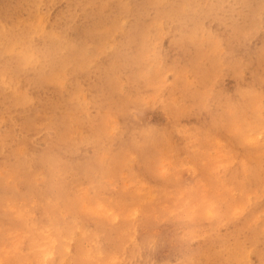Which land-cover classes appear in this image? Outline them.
I'll list each match as a JSON object with an SVG mask.
<instances>
[{"label": "rangeland", "instance_id": "1", "mask_svg": "<svg viewBox=\"0 0 264 264\" xmlns=\"http://www.w3.org/2000/svg\"><path fill=\"white\" fill-rule=\"evenodd\" d=\"M2 1L3 3L0 0V9L2 10L0 11L2 13L0 14V36L3 39L1 37L0 39L4 45L0 40V48L3 50L0 52L4 54L1 53L2 55H0V71L4 72H0V170L6 175H3L5 178L2 177L4 183H0V192L2 191L1 186L5 187L3 188L5 189L4 192L6 190L9 192L13 188L12 192L14 193L12 195L17 191V197L19 195L20 197L17 198L15 194L12 198L10 197L12 195L7 192H1L0 195H8V197L0 198V211L9 210L10 214L7 213L10 215L9 217L17 221L8 220L7 215L3 214L4 216H2L3 212L0 214L4 221L0 225V264H33L32 262L34 264H54L55 261H57L55 264H113L114 260V264L117 262V264H162V262L169 264L168 262L173 261L174 264L175 261L176 264H181L180 262H184L187 258L184 263L193 264L194 261L190 262V260L196 258L195 254L200 258H197L200 262L195 259L194 264H202L203 262V264H210L212 260L211 264H217L216 260H219L220 263L218 264L264 263V260H261L264 259V252H262L264 251V0H25L26 3L24 0H17L21 4L15 0H7L8 3L6 0ZM14 2L19 5L16 9L13 6ZM22 2L24 7H22ZM7 6L10 7L7 8ZM39 6L40 8L37 9ZM3 7H6V10ZM13 7L14 10H12ZM19 7L21 9L18 12ZM3 10L6 11L7 16L9 14L13 18L10 16L6 18V15H3ZM85 12H89L90 17L87 13L85 17ZM59 13H65V16ZM240 13L241 15H239ZM83 17L85 18L83 19ZM236 19L237 21H235ZM54 20L57 22L55 23ZM134 20L137 23L134 24ZM18 21L21 24L26 21L23 24L24 27ZM234 21L235 23H233ZM16 22L18 26H15L17 25ZM26 24L28 27L25 26ZM12 27L15 29L9 31L11 29L8 28ZM136 27H138L137 32L134 31ZM29 29H32L35 34L30 33ZM60 29L62 32L65 30V32L60 33ZM43 30L45 31L43 32ZM18 34L20 37L23 36V42H27L29 38L27 43H30L31 46L26 42H20L22 38L19 40ZM128 35L129 37H127ZM27 36L29 37L27 38ZM170 37H173L172 42ZM30 39H33V42ZM56 39L61 44H58ZM175 39L179 40V45L176 44L177 41L174 42ZM9 40L11 43L12 41L15 42L8 44L7 41ZM41 40L43 42L45 40V42L43 43ZM41 42L45 46L40 45ZM51 42H56L58 47L55 44L52 49ZM21 43H26L31 48L28 49V47L26 50L27 46H23ZM48 45L51 49L47 48ZM43 46L47 49L44 50ZM55 46L58 48L57 51ZM18 47L19 49H17ZM37 47L43 49L37 51ZM66 49H69L73 55L71 56ZM50 50L54 53L52 54ZM21 52L23 53L21 54ZM47 52H49L48 55ZM60 52H63V55H60ZM41 54L43 56L45 54L44 61H42ZM5 55L14 59L10 62L11 58L8 59ZM16 57L25 59H22L23 62L22 60L19 62V58ZM55 58L60 59L59 62ZM16 60L20 65L19 63L17 65ZM54 60L55 62H52ZM14 61L16 62L15 65H13ZM47 61H51V63H46ZM55 63L54 68L53 64ZM41 64L46 65V68H43ZM9 65H11L12 70ZM39 65L40 67H38ZM71 65L74 69L71 68ZM75 65H77L76 69ZM100 65L102 68L97 70ZM29 66L37 67L40 69V73L36 68L29 69ZM49 67L52 69H48ZM93 68L96 69L93 70ZM102 69L103 71H101ZM67 70L69 72L72 70V73L76 70L77 73L69 74ZM11 71H14L15 77ZM34 71L37 74L33 81L31 77L35 75ZM7 72L9 74H5ZM27 73L30 74L28 80L26 79ZM8 75L15 79L13 78L12 81ZM38 77L44 78L41 79L42 84ZM6 78H8L9 83L12 82L10 83L13 85L12 88L10 87L11 89ZM36 79L40 84L36 82ZM35 82L37 85L34 84L33 86ZM99 82L107 84L102 85L101 83L100 86ZM75 83L76 87L74 86ZM3 84L8 86L5 87ZM109 84L113 85L108 87ZM40 85L42 89L39 87ZM35 86L38 87V90ZM51 86H56L58 89ZM3 88H5L4 90L7 88L4 96L2 94ZM46 89H48V93ZM53 89L58 91L63 89L62 94ZM64 89L67 90L64 91ZM96 89L102 94L98 92L93 94ZM11 91L12 93L14 91V96H12ZM36 91L39 93L38 96ZM46 93L47 95H45ZM59 93L64 99H61ZM69 95H72L70 99L73 97L74 101H72L73 99L66 101L65 98ZM9 96L11 99H8ZM44 96L52 97L53 99L50 100L53 102L59 96V99L56 100L64 101L57 102L63 104L66 101V106L69 107H66L65 103L61 105L62 107L60 104L57 106V102H54L53 105ZM36 99L40 103H37ZM1 100L3 103L13 100V102L11 101L13 104L8 102L5 105ZM70 101L72 102L69 105ZM109 102H111L110 105ZM24 114L27 117L31 116L27 119L26 116L23 117ZM54 116L55 119H63L65 126H63V122V125L60 123L61 121L57 123L59 120L52 122ZM90 117L96 120L99 125L95 124V121L92 125L97 126L89 125L92 121ZM21 118L22 120L27 119L26 123L32 119L30 122L35 123L29 122V125L34 124L33 127H31L32 125L27 126L28 123L22 127ZM87 120L91 121L88 123ZM84 121H87L86 124ZM25 125L31 128L29 130H27L28 128L24 129ZM58 125L63 130H59ZM88 126L91 128L95 126V128L91 129ZM125 127H127L126 132H123ZM131 128L135 129L134 132ZM242 128L244 129L242 130ZM89 129L92 130V133L88 132ZM101 129L105 131L101 134L103 138L100 134H95V136L93 133L96 130L102 133ZM137 129L139 130L136 132ZM118 130H120L119 133ZM144 132L145 135L147 134L146 137L144 134L142 135ZM88 133L90 135H87ZM116 133L120 136L115 135ZM135 133L137 138L134 137ZM61 135L66 138H64V142ZM54 136L57 137L55 139H58V136L61 138L55 141ZM130 137L136 139H132L135 142L132 141L134 145L129 141L131 140ZM142 137L144 139L148 137L147 142L144 141L146 144L144 148L149 150L151 147L150 151H145L144 145H141ZM100 138L101 140H99ZM121 139L122 141H120ZM234 139L236 140L233 141ZM54 141L57 142L55 144L58 147L61 145L62 148L54 145ZM107 142L111 143L112 146L108 148L107 145H110ZM151 142L152 144H150ZM232 142H234L233 146ZM235 142L239 145H235ZM58 143L60 144L58 145ZM93 144L98 150L93 147L95 146ZM64 146L65 150L63 151ZM234 146L237 147L234 149ZM10 148H16L19 151L18 156L16 155L18 151H14L16 157L12 156L11 153L14 152H11ZM25 148L29 149L30 154ZM45 149L46 151L50 149L49 153L47 151L49 155L44 156L45 151L43 150ZM39 150L41 151L38 153ZM113 150L119 151V153ZM111 151L115 154H110ZM21 154L25 157H20ZM31 155L34 159L31 158ZM37 156L40 158L38 159ZM62 156H66L67 160ZM17 157L21 159V163L23 161L22 169L19 168L21 163L17 165L21 171L15 170L16 166H12L14 161H10L13 158L16 161L15 158ZM6 158L11 162V167L9 161L6 164ZM94 159H97L96 163ZM45 160L48 161L44 163ZM51 160L54 162L52 163ZM61 160L65 162L62 163ZM77 160H83V162L79 163L78 161L77 163ZM18 161L13 165H16ZM73 161L76 162L77 167L72 165ZM58 165L59 168L61 167L60 169H58ZM87 167L88 170L86 169V171L84 168ZM192 167L193 169L196 168L198 172L196 169V172L191 171ZM10 168H15V172H20L17 174L21 176L16 175L11 179L14 170L12 171ZM43 168L48 170L45 171ZM52 170L57 173L53 175ZM23 171L26 172L25 175L22 174ZM11 172L12 175H10ZM55 172L53 171V173ZM193 173L194 175H192ZM195 173L197 174L196 177ZM59 175L61 178L58 177ZM22 177L25 178L21 180ZM49 178L57 181L52 180V182ZM25 179L26 182H24ZM28 180L30 181L28 182ZM49 180L48 187L46 185ZM11 181H13V185H8V182L12 183ZM30 182L33 183L30 184ZM50 183L54 186L52 187ZM25 184L26 187L34 185V189L28 186L33 193L29 192ZM63 184L67 186H65L67 190L66 188L64 190ZM7 186L10 188L7 189ZM36 190H39L40 195H45L41 197L38 193L35 194ZM65 192L67 194H64ZM24 193L30 197L27 198ZM36 195H39L40 198H37ZM39 200L40 202H38ZM34 201L40 203L42 207ZM100 205L105 206L104 210H99ZM49 210L50 213L55 214L54 217L51 214L52 216L49 218ZM46 211L48 215H46ZM116 216L118 217L116 218ZM1 218L0 222L2 221ZM61 219L63 220L61 221ZM69 220L70 222H68ZM56 222H59V226ZM82 222L86 226H82ZM138 223L140 224L139 227ZM126 226L129 227L126 228ZM164 226L165 228H163ZM86 227L87 229H85ZM251 229L253 235L252 231H249ZM117 230L118 232H116ZM178 230L180 231L178 232ZM246 232L251 233L249 236L254 237L258 232L259 236L250 239L251 237H246ZM20 234H23V237ZM218 236L219 239L222 238L220 243L226 244L225 249L222 248L223 252L220 250L222 246L220 249L217 248L216 239L219 240ZM186 239L189 240L186 241ZM212 239H215L216 244ZM211 241L213 242L211 245L215 246L214 250L210 246L209 242ZM191 243L200 248L206 243L211 249L208 246L203 247L208 250L207 252L205 249L203 251V248L201 250L198 247L199 250L194 246L197 249L195 253L191 249L193 247ZM220 243L218 242V245H221ZM143 244L144 246H142ZM22 246L25 247L22 248ZM226 248L231 249L235 256L230 251L228 253ZM133 249L135 250L133 251ZM209 250L214 251L212 252L213 255ZM190 252H192V256H190ZM120 253L126 255L123 257ZM206 253L211 255L212 260L210 258L208 260ZM227 253L229 256H234L235 259L234 257L229 259L228 255L226 256ZM258 253L262 258H259ZM179 254L180 256H178ZM218 254H220V258L217 257ZM77 255L79 256L77 257ZM9 256H12L13 259ZM205 256L206 259H204ZM167 257L170 261L165 260ZM178 257L181 259L179 258L177 262ZM185 257L186 259H184ZM189 257L192 258L189 259ZM225 259L228 263L225 262ZM259 259L262 262H259ZM230 260L235 263L232 261L229 263Z\"/></svg>", "mask_w": 264, "mask_h": 264}, {"label": "bare ground", "instance_id": "2", "mask_svg": "<svg viewBox=\"0 0 264 264\" xmlns=\"http://www.w3.org/2000/svg\"><path fill=\"white\" fill-rule=\"evenodd\" d=\"M9 1H10V0H9ZM15 1H17V0H15ZM18 1H19V0H18ZM18 1H17V2H18ZM21 1H22V0H21ZM24 1H25V0H24ZM26 1H27V0H26ZM26 1H25V3H26ZM33 1H34V0H33ZM158 1H160V0H158ZM1 2L3 3L2 0H1ZM29 2H31V1H29ZM6 3H8L7 0H6ZM6 3H4V4H6ZM9 3H10V2H9ZM11 3H12V1H11ZM18 3H19V2H18ZM4 4H3V5H4ZM19 4H21V2H20ZM32 4H33V2H32ZM15 5H17V4H15V2H14V5H13V6H14L15 9H16L19 5H17V6H15ZM22 5H23V2H22ZM249 5H250V4H249ZM4 6H5V5H4ZM10 6H11V5H10ZM10 6H7V8L10 7ZM27 6H28V4H27ZM138 6H139V5H138ZM14 7H13L12 10H14ZM22 7H24V5H23ZM28 7H29V6H28ZM31 7H32V5H31ZM242 7H243V6H242ZM3 8H4V7H3ZM5 8H6V7H5ZM5 8H4V9H5ZM11 8H12V7H11ZM38 8H40V6L37 7V9H38ZM20 9H21V8L19 7L18 12L20 11ZM246 9H247V8H246ZM5 10H6V9H5ZM12 10H11V11H12ZM134 10H135V9H134ZM243 10H244V9H243ZM0 11H2V10L0 9ZM15 11H16V10H15ZM38 11H39V10H38ZM41 11H42V10H41ZM88 11H90V10L88 9ZM5 12H6V11H5ZM5 12H4V10H3V15H4V16L7 14V13H5ZM8 12H10V10H8ZM18 12H16V13H18ZM36 12H37V11H36ZM36 12H35V13H36ZM61 12H62V11H61ZM121 12H122V11H121ZM134 12H135V11H134ZM4 13H5V14H4ZM42 13H43V12H42ZM65 13H66V12H65ZM65 13H59V14H63V15H64ZM86 13L88 14L89 12H85V14H86ZM91 13H92V12H91ZM132 13H133V12H132ZM0 14H2V13H0ZM11 14H12V13H11ZM37 14H39V13H37ZM85 14H84V15H85ZM87 14L85 15V17L87 16ZM129 14H130V15H134V14H131V13H129ZM129 14H128V16H129ZM136 14H137V13H136ZM243 14H244V13H243ZM14 15H15V14H14ZM16 15H17V14H16ZM34 15L37 16L36 14H34ZM34 15H33V16H34ZM43 15H44V14H43ZM89 15H91V14H88V16H89ZM124 15H125V13H124ZM124 15H123V16H124ZM239 15H241V13H240ZM8 16H10V15L8 14ZM8 16L6 15V18H8ZM57 16L59 17V15H57ZM64 16H65V15H64ZM123 16H122V17H123ZM2 17H3V16H2ZM10 17H12V16H10ZM30 17H31V16H30ZM37 17H38V16H37ZM60 17H61V16H60ZM60 17H59V18H60ZM80 17H81V16H80ZM85 17H83V19H84ZM89 17H90V16H89ZM12 18H13V17H12ZM16 18H17V17H16ZM61 18H62V17H61ZM179 18H180V17H179ZM179 18H178V19H179ZM237 18L239 19V17H237ZM30 19H31V18H30ZM32 19H33V18H32ZM112 19H114V18H112ZM134 19H135V18H134ZM138 19H139V18H138ZM143 19H144V18H143ZM143 19H142V20H143ZM15 20H16V19H15ZM136 20H137V18H136ZM187 20H188V19H187ZM245 20H248V19H245ZM0 21H1V19H0ZM2 21H6V20H2ZM13 21H14V20L12 19V22H13ZM19 21H20V20H19ZM19 21H18V22H19ZM27 21H28V19H27ZM138 21H139V20H138ZM177 21H179V20H177ZM184 21H185V20H184ZM235 21H237V19H236ZM235 21H234L233 23H235ZM20 22H21V21H20ZM20 22H19V23H20ZM22 22H23V21H22ZM30 22H31V21H30ZM30 22H29V23H30ZM54 22H55V20H54ZM56 22H57V20H56ZM56 22H55V23H56ZM132 22H133V21H132ZM143 22H144V21H143ZM248 22H250V21H248ZM6 23L8 24V22H6ZM14 23H15V22H14ZM16 23H17V22H16ZM24 23H26V21H25ZM24 23H23V24H24ZM27 23H28V22H27ZM135 23H137V21L135 22V20H134V24H135ZM138 23L140 24V22H138ZM176 23H177V22H176ZM179 23H180V22H179ZM183 23H184V22H183ZM186 23H188V22H186ZM20 24H21V23H20ZM23 24H21L22 27H24ZM57 24H58V23H57ZM64 24H65V23H64ZM4 25H5V24H4ZM11 25H12V24H11ZM14 25H15V24H14ZM14 25H13V26H14ZM27 25H28V24H26L25 26H27ZM30 25H31V24H30ZM32 25H33V24H32ZM59 25H61V24L59 23ZM237 25H238V24H237ZM0 26H1V25H0ZM15 26H18V23H17V25H15ZM15 26H14V27H15ZM44 26H45V25H44ZM62 26H63V25H62ZM62 26H61V27H62ZM137 26H138V25H137ZM179 26L181 27V25H179ZM179 26H178V27H179ZM247 26H248V25H247ZM9 27H10V26H9ZM14 27H12V28H8V29H11V30H9V31H12V29H15ZM22 27H20V28H22ZM27 27H28V26H27ZM33 27L35 28V26H33ZM39 27H40V26H39ZM42 27H43V25H42ZM54 27H55V26H54ZM64 27H65V25H64ZM133 27L135 28V26H133ZM184 27H186L185 24H184ZM235 27H236V25H235ZM6 28H7V27H6ZM20 28H19V29L17 28V29L20 30ZM37 28H38V27H37ZM37 28H36V29H37ZM52 28H53V27H52ZM56 28H57V27H56ZM56 28H55V29H56ZM65 28H66V27H65ZM65 28H64V29H65ZM137 28H138V27H136V30H134V31L137 32V31H138ZM181 28H182V27H181ZM8 29H7V31H8ZM17 29H16V30H17ZM58 29H59V28H58ZM66 29H67V28H66ZM66 29H65V30H66ZM236 29H237V28H236ZM1 30H2V29H1ZM29 30H30V29H29ZM34 30H35V29H34ZM38 30H39V29H38ZM38 30H37V31H38ZM65 30H64V32H65ZM76 30H78V29H76ZM176 30H177V29H176ZM7 31H6V32H7ZM21 31H22V30H21ZM26 31L29 32L27 29H26ZM44 31H45V30H43V32H44ZM51 31H52V30H51ZM55 31H56V30H55ZM73 31H74V28H73ZM181 31H182V30H181ZM0 32H1V31H0ZM16 32H17V31H16ZM33 32H34V31H33ZM33 32H32V29H31V30H30V33H33ZM35 32H36V30H35ZM43 32H42V33H43ZM57 32H58V31H57ZM61 32H62V31H61V29H60V33H61ZM64 32H62V33H64ZM129 32H130V31H129ZM131 32H132V30H131ZM174 32H175V31H174ZM7 33H8V32H7ZM18 33H19V32H18ZM36 33H37V32H36ZM50 33H51V32H50ZM0 34H1V33H0ZM8 34H9V33H8ZM15 34H16V33H15ZM20 34H21V32H20ZM33 34H35V33H33ZM38 34H39V33H38ZM127 34H128V33H127ZM131 34H133V33H131ZM134 34H135V33H134ZM178 34H179V32H178ZM52 35H53V34H52ZM52 35H51V37H52ZM129 35H130V34H129ZM129 35H128L127 37H129ZM11 36H12V35H11ZM11 36H10V37H11ZM17 36H19V37H17ZM17 36H16V37L19 38V40H20V38H22V39H21L22 41L20 40V42H23V39H24L23 36L20 37L19 34H18ZM30 36H32V35H30ZM130 36H133V35H130ZM172 36H173V35H172ZM0 37H1V39H3L2 36H0ZM12 37H13V36H12ZM28 37H29V36H27V38H28ZM44 37H45V36H44ZM123 37H124V35H123ZM14 38H15V36H14ZM17 38H16V40H17ZM27 38H26V39H27ZM31 38H33V37H31ZM41 38H42V37H41ZM53 38H55L54 35H53ZM132 38H133V37H132ZM170 38H171V37H170ZM178 38H179V37H178ZM1 39H0V40H1ZM8 39H9V38H8ZM33 39H34V38H33ZM33 39H32V40H33ZM47 39H48V38H47ZM51 39H52V38H51ZM172 39H173V37L171 38V42L173 41ZM176 39H177V37H176ZM176 39H175L174 42L177 41ZM11 40H12V39H11ZM19 40H18V41H19ZM28 40H29V38H28ZM28 40H27V42H28ZM32 40L30 39V41H32ZM42 40H43V39H42ZM42 40H41V41H42ZM49 40H50V38H49ZM49 40H48V41H49ZM56 40H57V42H58V39H56ZM122 40H123V39H122ZM9 41H10V40H9ZM9 41H7L8 44L11 43V41H10V42H9ZM34 41H35V39H34ZM48 41H47V42H48ZM52 41H53V40H52ZM178 41H179V40H178ZM178 41L176 42V44L178 43V45H179V42H178ZM1 42H2V45H4V43H3L2 40H1ZM13 42H15V41H12V43H13ZM24 42H26V41H24ZM24 42H23V43H24ZM27 42H26V43H27ZM32 42H33V41H32ZM42 42H43V41H42ZM42 42L40 43V45L42 44ZM44 42H45V40H44ZM44 42H43V43H44ZM174 42H173V43H174ZM5 43H6V42H5ZM12 43H11V44H12ZM23 43H21V44H23ZM26 43L23 44V46L26 45ZM51 43H52L51 46H52V49H53V45H55L56 42H55V43L51 42ZM59 43H60V42H58V44H59ZM63 43H65V42H63ZM173 43H172V44H173ZM27 44H30V43H27ZM37 44H38V43H37ZM48 44L50 45V43H48ZM60 44H61V43H60ZM68 44L70 45V43H68ZM176 44H175V45H176ZM183 44H184V43H183ZM2 45H1V46H2ZM16 45H17V44H16ZM16 45H14V46H16ZM18 45H19V44H18ZM35 45H36V44H34V47H36ZM40 45H38V47H40ZM42 45H44V44H42ZM46 45H47V44H46ZM49 45L47 46V48H48V49H51V48L49 47ZM5 46H6V45H5ZM14 46H13V47H14ZM19 46H20V45H19ZM26 46H27V47H26V50H27V48H28L29 46H28V45H26ZM30 46H31V44H30ZM44 46H45V45H44ZM44 46H43V47H44ZM56 46H57V44H56ZM56 46H55V47H56ZM61 46H63V45H61ZM21 47H22V46H21ZM32 47H33V46H32ZM38 47H37V48H38ZM57 47H58V46H57ZM57 47H56V48H57ZM14 48H15V47H14ZM22 48H24V47H22ZM30 48H31V47H29L28 49H30ZM37 48H36V49H37ZM47 48L44 47V50L47 49ZM0 49H1V48H0ZM15 49H16V48H15ZM17 49H19V47H18ZM32 49H33V48H32ZM40 49H43V48H40ZM40 49L38 48L37 51H39ZM69 49H70V48H69ZM69 49H66V51H67L68 53H69L70 50H71V49H70V50H69ZM256 49H258V48H256ZM23 50H24V49H23ZM23 50H22V51H23ZM34 50H35V48H34ZM55 50L57 51L58 48L55 49ZM0 51H3V50L1 49ZM14 51H15V50H14ZM28 51L30 52L31 50H28ZM46 51H47V50H46ZM48 51H49V50H48ZM51 51H52V50H50V52H51ZM59 51H60V50H59ZM4 52H5V51H4ZM25 52H26V51H25ZM32 52H33V51H32ZM41 52H42V51H41ZM63 52H64V51H63ZM63 52H62V53H63ZM1 53H3V52H0V55H2ZM22 53H23V52H21V54H22ZM33 53H34V52H33ZM48 53H49V52H47V55H48ZM51 53H52V52H51ZM53 53H54V52H53ZM53 53H52V54H53ZM55 53H57V52H55ZM58 53H59V52H58ZM60 53H61V52H60ZM62 53H61L60 55H63ZM3 54H4V53H3ZM27 54H28V53H27ZM39 54H40V53H39ZM39 54H38V55H39ZM45 54H46V53H45ZM45 54H44V56H45ZM14 55H15V54H14ZM14 55H12V56H14ZM19 55H20V54H19ZM29 55H30V54H29ZM41 55H42V54H41ZM47 55H46V56H47ZM50 55H51V54H50ZM55 55H57V54H55ZM70 55H71V52H70ZM70 55H69V56H70ZM72 55H73V53H72ZM72 55H71V56H72ZM5 56L7 57V55H5ZM15 56H17V55H15ZM15 56H14V57H15ZM35 56H36V55H35ZM44 56L42 55V58H43ZM57 56H59V55H57ZM57 56H56V57H57ZM256 56H257V55H256ZM39 57H40V56H39ZM54 57H55V56H54ZM63 57H64V56H63ZM7 58H8V57H7ZM10 58H11V56H10L8 59H10ZM16 58H17V57H16ZM18 58H19V57H18ZM18 58H17V59H18ZM34 58H35V57H34ZM70 58H71V57H70ZM82 58H83V57H82ZM256 58H257V57H256ZM0 59H1V58H0ZM12 59H14V58H11L10 62L12 61ZM22 59H25V58H21V59L19 58V59H18L19 62H20ZM26 59H28V58H26ZM40 59H41V58H40ZM55 59H58V58H55ZM62 59H63V58H62ZM65 59H66V61H67L66 56H65ZM3 60H4V59H3ZM5 60H6V59H5ZM29 60H30V59H29ZM45 60H46V59H45ZM48 60H49V59H48ZM59 60H60V59H58V60H56V61L59 62ZM69 60H71V59H69ZM72 60H73V57H72ZM7 61H9V60H7ZM16 61H17V60H16ZM24 61H25V60H24ZM35 61H36V59H35ZM40 61H41V60H40ZM42 61H44V58L42 59ZM63 61H64V60H63ZM66 61H65V62H66ZM73 61H74V60H73ZM3 62H4V61H3ZM3 62H2V64H3ZM14 62H15V61H14ZM14 62H13V63H14ZM19 62L17 61V65H18ZM22 62H23V60H22ZM48 62H49V61H47L46 63H48ZM52 62H55V60L52 61ZM67 62H68V61H67ZM27 63H28V62H27ZM41 63H42V62H41ZM44 63H45V62H44ZM49 63H51V61H50ZM56 63H57V62H56ZM56 63L53 64V65H54V68H55V66H56ZM0 64H1V62H0ZM6 64H7V63H6ZM9 64H10V63H9ZM15 64H16V62H15L13 65H15ZM37 64H38V63H37ZM72 64H73V63H72ZM76 64H77V62H76ZM19 65H20V63H19ZM21 65H22V63H21ZM27 65H28V64H27ZM41 65H42V64H41ZM44 65H45V64H44ZM57 65H58V64H57ZM64 65H65V64H64ZM66 65H67V63H66ZM69 65H70V64H69ZM69 65H68V66H69ZM0 66H1V65H0ZM5 66H7V65H5ZM9 66H10V68H11V65H9ZM9 66H8V68H9ZM32 66H33V65H32ZM34 66H35V65H34ZM42 66H43V65H42ZM47 66H50V65L47 64ZM68 66H67V67H68ZM71 66H72V65H71ZM73 66H74V64H73ZM73 66H72L71 68H73ZM76 66H77V65H75V69L77 68ZM93 66H94V65H93ZM95 66H96V65H95ZM95 66H94V67H95ZM21 67H22V66H21ZM21 67H20V68H21ZM29 67H30V68H29ZM29 67H28L29 69H35V68L37 69V67H34V68H32L31 66H29ZM38 67H40V65H39ZM64 67H65V66H64ZM64 67H63V68H64ZM69 67H70V66H69ZM97 67H98V66H97ZM100 67H101V65L97 68V70L102 68V67H101V68H100ZM1 68H2V67H1ZM8 68L5 67V69L9 70ZM13 68H14V66H13ZM43 68H46V65L43 66ZM17 69H18V68H17ZM21 69H24V68H21ZM41 69H42V67H41ZM48 69H52V68L49 67ZM48 69H47V70H48ZM57 69H58V68H57ZM73 69H74V68H73ZM95 69H96V68H95ZM95 69L93 68V70H95ZM103 69H104V67H103ZM103 69H102L101 71H103ZM0 70H1V69H0ZM3 70H4V69H3ZM11 70H12V68H11ZM13 70H14V69H13ZM15 70H16V69H15ZM15 70H14V71H15ZM37 70H38L39 73H40V69H37ZM47 70H46V71H47ZM53 70H54V69H53ZM141 70H142V69H141ZM14 71H13V72H14ZM26 71L28 72V69H27ZM32 71H33V70H32ZM41 71H43V70H41ZM67 71H68V70H67ZM67 71H66V72H67ZM0 72H1V71H0ZM3 72H4V71H3ZM3 72H1V73H3ZM5 72H6V71H5ZM11 72H12V71H11ZM11 72H10V73H11ZM13 72H12L11 74H13ZM34 72H35V71H34ZM44 72H45V70H44ZM48 72L50 73V71H48ZM68 72H69V71H68ZM68 72H67V74H68ZM74 72L77 73L76 70H75ZM74 72H73V73H74ZM25 73H26V72H25ZM46 73H47V72H46ZM70 73L73 74V73H72V70L69 72V74H70ZM97 73H98V72H97ZM5 74H9V73L7 72V73H5ZM11 74H10V75H11ZM36 74H37V73L35 72V75H33V77H31V78L33 79V78L36 76ZM99 74H100V73H99ZM99 74H97V75H99ZM3 75H4V74H3ZM10 75H8V76H9V79L12 80V79L15 77V74H13L14 77H10ZM26 75H28V77L26 78V79L28 80L30 74L27 73ZM38 75H39V74H38ZM8 76H7V77H8ZM11 76H12V75H11ZM31 76H32V74H31ZM69 76H70V75H69ZM16 77H17V76H16ZM66 77H68V76H66ZM36 78H37V77H36ZM38 78H39V77H38ZM14 79H15V78H14ZM29 79H30V78H29ZM41 79H42V78H41ZM41 79L39 78V80H41ZM43 79H44V78H43ZM43 79H42V80H43ZM61 79H62V78H61ZM66 79H67V78H66ZM92 79H93V78H92ZM4 80H5V79H4ZM7 80H8V78H6V81H7ZM34 80H35V79H33V81H34ZM42 80H41V84H42ZM70 80H71V79H70ZM70 80H69V82H70ZM73 80H74V79H73ZM12 81H13V80H12ZM29 81H30V80H29ZM29 81H27V82H29ZM60 81H61V80H60ZM65 81H66V80H65ZM75 81H76V79H75ZM105 81H106V79H105ZM105 81H104V83H105ZM108 81H109V80H108ZM108 81H107V82H108ZM16 82H17V81H16ZM24 82H25V81H24ZM36 82H38L37 79H36ZM36 82L33 83V86H34V84L37 85ZM62 82H63V81H62ZM71 82H72V81H71ZM4 83H5V82H4ZM8 83H9V80H8ZM10 83H12V82H10ZM10 83H9V85H10L9 88H10V87L12 88L13 85L10 84ZM38 83H39V82H38ZM43 83L45 84V82H43ZM64 83H65V82H64ZM64 83H63V84H64ZM99 83H100V82H99ZM101 83H102V82H101ZM101 83H100V86H101ZM104 83H102V85H106V84H107V83H106V84H104ZM39 84H40V83H39ZM97 84H98V83H97ZM3 85H4V84H3ZM29 85H30V84H29ZM50 85H51V84H50ZM71 85H73V84H71ZM110 85H111V84H109L108 87H110ZM112 85H113V84H112ZM112 85H111V86H112ZM4 86L6 87V86H8V85H4ZM45 86L48 87V85H46V84H45ZM74 86H75V87L77 86L76 83H75ZM95 86H96V83H95ZM95 86H94V87H95ZM27 87H28V86H27ZM31 87H32V85H31ZM35 87H36V86H35ZM39 87H41V85H40ZM43 87H44V86H43ZM47 87H46V88H47ZM51 87H53V88L55 87V88H56V86H51ZM51 87L48 88V89L50 90ZM75 87H74V88H75ZM97 87H98V86H96V88H97ZM106 87H107V86H106ZM9 88H8V89H9ZM11 88H10V89H11ZM74 88H73V89H74ZM91 88H93V87H91ZM4 89H5V88H3V90H4ZM10 89H9V90H10ZM32 89H33V88H32ZM34 89H35V88H34ZM36 89L38 90V87H36ZM41 89H42V87H41ZM43 89H45V88H43ZM48 89H46L47 93H48ZM56 89H58V88H56ZM56 89H53V90H54V91H57V92L60 91V90L58 91V90H56ZM59 89H60V87H59ZM73 89H72V90H73ZM75 89H76V88H75ZM100 89H101V88L99 87V90H100ZM6 90H7V88H6ZM6 90H4V92L2 93L3 96L5 95L4 93L6 92ZM62 90H63V89H61V91H62ZM66 90H67V89H64V91H66ZM97 90H98V89H96V92L93 93V94H97V92H98V93H101V92H99V91H97ZM30 91H31V89H30ZM61 91H60V93H61ZM100 91H101V90H100ZM103 91H104V90H103ZM33 92H34V91H33ZM36 92H37V91H36ZM68 92H69V91H68ZM7 93H8V92H7ZM11 93H12V91H11ZM13 93H14V91H13ZM13 93H12V94H13ZM34 93H35V92H34ZM42 93H43V92H42ZM47 93H46L45 95H47ZM51 93H52V92H51ZM60 93H59V94H60ZM69 93H70V92H69ZM73 93H74V91H73ZM73 93H72V95H74ZM12 94H11V95H12ZM15 94H16V93H15ZM38 94H39V93L37 92L36 95L38 96ZM43 94H44V93H43ZM43 94H42V95H43ZM59 94H58V95H59ZM61 94H62V93H61ZM61 94H60V95H61ZM101 94H102V93H101ZM9 95H10V94H9ZM56 95H57V94H56ZM72 95L66 96V98H65L66 101H67V99H70V96H72ZM12 96H14V94H13ZM12 96H11V97H12ZM34 96H35V95H34ZM40 96H41V94H40ZM49 96H50V95H49ZM49 96H48V97H49ZM63 96H65V95H63ZM93 96H94V95H93ZM96 96H97V95H96ZM42 97H43V96H42ZM44 97H45V96H44ZM46 97H47V96H46ZM46 97H45V98H46ZM48 97H47V98H48ZM55 97H56V96H55ZM67 97H69V98H67ZM9 98H10V96L8 97V99H9ZM38 98H40V97H38ZM51 98H52V97H50V98H48V99L50 100ZM2 99H3V98H2ZM4 99H5V98H4ZM10 99H11V98H10ZM12 99H14V98H12ZM48 99H47V100H48ZM52 99H53V98H52ZM52 99H51V100H52ZM56 99H59V96H57ZM56 99H54V102H55V103L58 101V100H56ZM61 99H64V98H62V95H61ZM71 99H73L72 101H74V98H73V97H72ZM71 99H70V100H71ZM37 100H38V99H36V101H37ZM40 100H42V99H40ZM51 100H50V101H51ZM1 101H2V100H1ZM11 101L13 102V100H11ZM11 101L9 100L8 102L10 103ZM59 101H60V100H59ZM59 101H58V102H59ZM63 101H64V100H61L60 102H63ZM66 101H65V102H66ZM72 101H70L69 105L71 104ZM8 102H7V103H3V101H2V103L5 104V105L8 104ZM12 102H11V104H13ZM38 102H39V101H37V103H38ZM54 102L51 101V103H53V105H54ZM58 102L56 103L57 106H58L59 104H60V106H61V105H63V104L65 103V102H64V103L62 104V103H58ZM68 102H69V101H68ZM30 103H31V102H30ZM30 103H29V104H30ZM39 103H40V102H39ZM45 103H46V100H45ZM48 103H50V102L48 101ZM51 103H50V104H51ZM110 103H111V102H109V105H110ZM0 104H1V103H0ZM11 104H10V105H11ZM29 104H28V105H29ZM66 104H67V103H65L64 105L66 106ZM107 104H108V103H107ZM18 105H19V101H18ZM21 105L23 106L22 103H21ZM25 105H26V104H25ZM40 105H41V104H40ZM46 105H47V104H46ZM46 105H45V106H46ZM53 105H51V106L53 107ZM7 106H9V105H7ZM13 106H14V105H13ZM51 106H50V107H51ZM105 106H106V105H105ZM112 106H113V105H112ZM10 107H12V106H10ZM15 107H16V104H15ZM15 107H13V108H15ZM27 107H28V106H27ZM37 107H38V106H37ZM42 107H43V106H42ZM61 107H62V106H61ZM66 107H69V106H66ZM66 107H64V108H66ZM7 108H8V107H7ZM24 108H25V106L23 107V109H24ZM8 109H9V108H8ZM36 109H37V108H36ZM29 110H30V107H29ZM32 111H33V110H32ZM37 111H38V110H37ZM27 112H28V111H27ZM27 112H26V114H28ZM52 112H53V111H52ZM29 113H30V112H29ZM33 113H34V112H33ZM26 114H24V116H23V115H21V116H23V117L26 116V118L28 119L31 115H30V116L28 115L29 117H27ZM35 114H36V113H35ZM52 114H54V113H52ZM32 115H33V114H32ZM251 117H252V116H251ZM59 118H60V117H59ZM90 118H91V117H90ZM249 118H250V117H249ZM27 119H26V120H27ZM250 119H251V118H250ZM19 120H20V119H19ZM21 120H22V118H21ZM26 120L23 119L22 121H20V123L22 122V124H21L22 127H23L24 124L26 123ZM30 120H32V119H29V120L27 121V123H28L27 126H31V125H32V124L29 125ZM56 120H59V119H57V118L55 119V116H54V119H52V122H54V121L56 122ZM91 120H92V121H91ZM91 120H89V121H91V123H89V121L87 120L88 123H89V125H90V124L92 125V123H94L93 121L96 122L95 124H98L96 120H93L92 118H91ZM23 121H24V122H23ZM33 121H34V120H33ZM60 121H61V122H60ZM87 121H86V122H87ZM248 121H251V120H248ZM59 122H60L62 125H63V123H64L63 126H65V121H63V119L61 120V118H60V120L57 121V123H59ZM62 122H63V123H62ZM86 122L84 121V124H86ZM243 122H245V121H243ZM27 123H26V124H27ZM30 123H35V122H32V121H31ZM36 123H37V122H36ZM52 124H53V123H52ZM55 124H56V123H55ZM61 124H60V125H61ZM95 124H93V125H95ZM238 124H239V123H238ZM33 125H34V124H33ZM33 125H32L31 127H33ZM56 125H57V124H56ZM62 125H61V127H62ZM93 125H92V126H93ZM98 125H99V124H98ZM251 125H252V124H251ZM27 126L25 125L24 129H25V128H28L27 130H29L31 127H27ZM85 126H86V125H85ZM95 126H97V125H95ZM95 126H94V128H95ZM58 127H60V126L58 125L57 128H58ZM61 127H60V129H59V128H58V129L61 130V129L63 128V127H62V128H61ZM54 128H56V127H54ZM57 128H56V129H57ZM86 128H87V127H86ZM88 128H91V126H88ZM94 128L92 127L91 129H94ZM98 128L100 129V126H99ZM126 128H127V127H125L123 130H125ZM91 129H89L90 131H88V132H91V131H92ZM131 129L133 130V128H131ZM131 129H130V131H131ZM243 129H244V128H242V130H243ZM59 130H58V131H59ZM62 130H63V129H62ZM87 130H88V129H87ZM97 130H98V129H97ZM97 130L95 131L96 133L93 132L94 135H95V134H97V135L100 134L101 138H103L101 134H103V132H105V131L101 129V130H102V131H101L102 133H100V132H97ZM115 130H116V129H115ZM120 130H121V129H120ZM120 130H118V133H119ZM123 130H122V131H123ZM134 130H135V129H134ZM134 130H133V132H134ZM138 130H139V129H137L136 132H137ZM143 130H144V129H143ZM240 130H241V129H240ZM240 130H239V132H240ZM242 130H241V131H242ZM251 130H252V129H251ZM64 131H66V130H64ZM64 131H63V132H64ZM111 131H112V130H111ZM253 131H254V130H253ZM63 132H61V133H63ZM86 132H87V131H86ZM123 132H126V130L123 131ZM140 132H141V131H140ZM140 132H139V133H140ZM57 133H58V132H57ZM57 133H56V134H57ZM59 133H60V132H59ZM91 133H92V132H91ZM112 133H113V132H112ZM120 133H121V132H120ZM128 133H129V132H128ZM139 133H138V134H139ZM105 134H106V133H105ZM110 134H111V133H110ZM129 134H130V133H129ZM143 134H144V137L147 136V134L145 135V132L142 133V135H143ZM174 134H175V133H174ZM243 134H244V133H243ZM246 134H247V133H246ZM59 135H60V134H59ZM87 135H90V134L88 133ZM91 135H92V134H91ZM115 135H118V134L116 133ZM122 135H123V134H122ZM140 135H141V134H140ZM140 135H139V136H140ZM227 135H228V134H227ZM240 135H241V134H240ZM55 136H57V135H55ZM55 136L53 137L55 141L58 140L59 138H61L60 136H58L59 138H58V139H55V138H57V137H55ZM61 136H62V135H61ZM92 136H93V135H92ZM95 136H96V135H95ZM118 136H120V135H118ZM130 136H131V134H130ZM132 136H133V133H132ZM87 137L89 138V136H87ZM116 137H117V136H116ZM134 137L137 138V137H136V133H135ZM173 137H174V136H173ZM243 137H244V136H243ZM251 137H252V136H251ZM64 138H65V137H64ZM64 138H63V136H62V140H63V142H64ZM88 138H87V139H88ZM90 138H91V137H90ZM98 138H99V136H98ZM98 138H97V139H98ZM101 138H100L99 140H101ZM114 138H115V137H114ZM120 138H122V137H120ZM135 138H131V137H130L131 140H129V141H131V143H133L134 140H132V139H135ZM138 138H139V137H138ZM147 138H148V137H147ZM147 138L144 139V138L142 137L143 140L140 138L142 141L139 139L141 145H144L143 148L146 146V144H144V143H145L144 141H146ZM187 138H188V137H187ZM65 139H66V138H65ZM95 139H96V138H95ZM104 139H105V137H104ZM104 139H103V140H104ZM175 139H177V138H175ZM250 139H251V138H250ZM51 140H52V139H51ZM67 140H68V139H67ZM109 140H110V139H109ZM111 140H113V139L111 138ZM111 140H110V141H111ZM135 140H136V139H135ZM162 140H163V139H162ZM235 140H236V139H234L233 141H235ZM55 141H54V145H56L55 143H57V142H55ZM86 141H88V140H86ZM120 141H122V139H121ZM123 141H124V140H123ZM132 141H133V142H132ZM179 141H180V140H179ZM182 141H183V140H182ZM249 141H250V140H249ZM59 142H60V141H59ZM63 142H62V143H63ZM94 142H95V141H94ZM101 142H102V141H101ZM112 142H113V141H112ZM146 142H147V141H146ZM171 142H173V141H171ZM51 143H52V142H51ZM85 143H86V142H85ZM122 143H123V142H122ZM131 143L129 142L130 145H131ZM134 143H135V142H134ZM134 143H133V145H134ZM196 143H197V142H196ZM59 144H60V143H58V145H59ZM66 144H67V141H66ZM96 144L99 145L98 143H96ZM102 144H103V146H104V143H103V142H102ZM107 144H109V142H107ZM125 144L128 145V146H130L128 143H125ZM150 144H152V142H151ZM182 144H183V143H182ZM233 144H234V142H232V146H233ZM241 144H242V143H241ZM51 145H52V144H51ZM51 145H50V146H51ZM62 145H64V143H63ZM93 145H95V144H93ZM100 145H101V144H100ZM109 145H110V146L107 145L108 148L112 146L111 143H110ZM126 145H125V146H126ZM135 145H136V144H135ZM141 145H140V146H141ZM235 145H237L236 142H235ZM238 145H239V144H238ZM238 145H237V146H238ZM56 146H57V145H56ZM56 146H55V147H56ZM65 146H67V145H65ZM65 146H64L63 151L65 150ZM101 146H102V145H101ZM120 146H121V148H122V144H121ZM128 146H127V147H128ZM131 146H132V145H131ZM131 146H130V147H131ZM189 146H190V145H189ZM237 146H236V147H237ZM52 147H53V145H52ZM57 147H58V146H57ZM59 147H61V145H60ZM59 147H58V148H59ZM67 147H68V146H67ZM93 147H95V149L98 150V148H96V145L93 146ZM97 147H100V146H97ZM123 147H124V146H123ZM137 147H139V146H137ZM147 147H148V146H147ZM149 147H150V146H149ZM184 147H185V146H184ZM236 147L234 146V149H235ZM241 147H242V146H241ZM18 148H19V147H18ZM49 148H50V149H53V148H51V147H49ZM61 148H62V147H61ZM105 148H106V147H105ZM112 148H113V147H112ZM117 148H118V147H117ZM117 148H116V149H117ZM140 148H141V147H140ZM150 148H151V147H150ZM150 148H149V150H148V148H144V150H145V151H146V150H147V151H150V150L152 149V148H151V149H150ZM14 149H15V150H14ZM25 149H26L27 151H29L28 148H25ZM50 149L47 150L48 153H49ZM100 149H101V148H100ZM102 149H103V147H102ZM102 149H101V150H102ZM110 149H111V148H110ZM141 149H142V148H141ZM237 149H238V148H237ZM10 150H11V152H12V151H13V152H14V151H16V152L18 151V150H16V148H13V149L10 148ZM21 150H24V149H21ZM33 150H34V148H33ZM61 150H62V149H61ZM104 150H105V149H104ZM144 150H143V151H144ZM40 151H41V150H39V151H37V152L39 153ZM43 151H45V152H44V156L48 154L47 151H46V149L43 150ZM52 151L54 152L55 149L52 150ZM113 151H114V150H113ZM143 151H142V152H143ZM241 151H242V150H241ZM7 152H8V151H7ZM11 152H10V153H11ZM24 152H25V151H24ZM32 152H33V151L31 150V153H32ZM57 152H58V151H57ZM100 152H101V151H100ZM114 152H116V151H114ZM114 152L111 151L110 154H113ZM117 152L119 153V151H117ZM117 152H116V153H117ZM239 152H240V151H239ZM239 152H237V153H239ZM18 153H19V151L17 152V154L14 152V153H11V155L14 156V157H16V155L18 156ZM34 153H35V152H34ZM42 153H43V152H42ZM15 154H16V155H15ZM29 154H30V151H29ZM61 154H62V152H61ZM63 154H64V153H63ZM70 154L72 155V153H70ZM70 154H69V155H70ZM114 154H115V153H114ZM120 154H121V153H120ZM120 154H118V155H120ZM149 154H150V153H149ZM8 155H9V152H8ZM26 155H27V154H26ZM34 155H37V154H34ZM39 155H40V154H39ZM39 155H38V156H39ZM48 155H49V154H48ZM71 155H70V156H71ZM118 155H117V156H118ZM12 156H11V157H12ZM21 156L25 157V155H22V154L20 155V157H21ZM29 156H30V155H29ZM38 156H37V157H38ZM57 156H58V155H57ZM60 156H61V155H60ZM70 156H69V157H70ZM72 156H74V154H73ZM113 156H114V155H113ZM117 156H115V157H117ZM6 157H7V155H6ZM33 157H36V156H33ZM62 157H63V156H62ZM67 157H68V156H67ZM8 158H9V156H8ZM31 158H32V155H31ZM39 158H40V157H38V159H39ZM52 158H54V157H52ZM58 158H59V157H58ZM63 158H65V160H67V159H66V156H64ZM63 158H62V159H63ZM76 158H77V156H76ZM113 158H114V157H113ZM9 159H10V158H9ZM13 159H14V158H13ZM13 159L10 160V161H14L13 164H15L16 161H18V160H19V161L16 163V165H13V164H12L13 167L16 166V167H15L16 169H15V168H13V169L10 168V169H12V171H13L14 169H15V170H17V169H19V168L22 169V166H23L22 163H23V161H22V163H21V161H20L21 159H18V157L15 158V159H17L16 161L13 160ZM32 159H34V158H32ZM35 159H36V158H35ZM38 159H37V160H38ZM22 160H23V158H22ZM25 160H26V158H25ZM30 160H31V159H30ZM48 160H50V159H48ZM48 160H45L44 163H45L46 161H48ZM88 160H89V159H88ZM95 160H96V161H95ZM8 161H9V160H7V158H6V160H5L6 164H7ZM10 161H9V166L11 167V165H10L11 162H10ZM38 161H39V160H38ZM38 161H36V162H38ZM59 161H60V160H59ZM78 161H79V163H82V162H83V160H81L82 162H81L80 160H77L76 162L78 163ZM51 162H52V160H51ZM53 162H54V161H53ZM53 162H52V163H53ZM61 162L63 163V162H65V161H62V160H61ZM68 162H69V160H68ZM68 162H66V163H68ZM70 162H71V159H70ZM76 162H75V163H76ZM84 162H86V160H84ZM94 162L96 163V162H97V159H94ZM20 163H21V164H20ZM38 163H39V162H38ZM47 163H48V162H47ZM47 163H46V164H47ZM66 163H65V165H66ZM75 163H74V161H73V162H72V165H75ZM19 164H20V165H19ZM41 164H42V163H41ZM57 164H58V163H57ZM57 164H56V165H57ZM17 165H19L20 167L18 168ZM37 165H38V164H37ZM54 165H55V164H54ZM54 165H53V167H54ZM62 165H63V164H62ZM62 165H61V166H62ZM68 165H69V164H68ZM72 165H71V166H72ZM75 166H76V165H75ZM88 166H89V165H88ZM7 167H8V165H7ZM45 167H46V166H45ZM63 167H66V166L63 165ZM76 167H77V166H76ZM85 167H86V166H85ZM150 167H151V166H150ZM185 167H186V166H185ZM189 167H190V166H189ZM189 167H188V168H189ZM38 168H39V167H38ZM60 168H61V167H60ZM60 168H59V165H58V169H60ZM72 168H73V166H72ZM43 169L45 170V168H43ZM53 169H54V168H53ZM66 169H67V167H66ZM84 169H85V170H86V169L88 170V167H87V168H84ZM184 169H185V168H184ZM186 169H187V168H186ZM195 169H196V168L193 169V167H192V170H191V171L196 172L197 169H196V171H195ZM3 170H4V169H3ZM15 170L13 171L14 174H13L12 172H11V174H10V175H12V174L14 175V176H13V175L11 176V177H12L11 179H13L14 177H16V175L19 176V174H20V172H18V171L15 172ZM46 170H48V169H46ZM46 170H45V171H46ZM55 170H56V169H55ZM55 170H52V174H53V175L57 173V172H55ZM62 170H63V169H62ZM64 170H65V168H64ZM87 170H86V171H87ZM182 170H183V169H182ZM182 170H181V171H182ZM0 171H1V170H0ZM4 171H6V170H4ZM7 171H9V170L7 169ZM19 171H21V170L19 169ZM53 171H54L55 173H53ZM56 171H58V170H56ZM24 172H25V171H23L22 174L25 175L26 172H25V173H24ZM43 172H44V171H43ZM48 172H49V171H48ZM60 172H63V171L60 170ZM60 172H59V173H60ZM197 172H198V171H197ZM4 173H5V172H4ZM6 173H8V172H6ZM17 173H19V174H17ZM1 174H2V175H1ZM1 174H0V176H1L0 179H1L2 182L0 181V183L3 184V183H4V182H3V178H5V177H3V175H4V174H3V171H1ZM45 174H46V172H45ZM60 174H61V173H60ZM195 174H196V173H195ZM5 175H6V174H5ZM5 175H4V176H5ZM24 175H23V176H24ZM28 175H29V174H28ZM48 175H49V174H48ZM48 175H46V176L48 177ZM50 175H51V173H50ZM192 175H194V173H193ZM8 176H9V174H8ZM20 176H21V175H20ZM20 176H19V177H20ZM196 176H197V174L195 175V177H196ZM2 177H3V178H2ZM51 177H53V176L51 175ZM58 177L61 178L60 175H59ZM58 177L56 176V178H58ZM234 177H235V176H234ZM23 178H25V177H22V178H20V179L22 180ZM31 178H33V177H31ZM17 179H18V178H17ZM45 179H46V178H45ZM49 179H50V178H49ZM195 179H196V178H195ZM7 180L9 181V179H7ZM15 180H16V179H15ZM50 180L52 181L53 179H50ZM50 180L48 181V183H47L46 186H48ZM29 181H30V180H28V182H29ZM53 181H54V180H53ZM53 181H52V182H53ZM55 181H57V180L55 179ZM55 181H54V182H55ZM233 181H234V180H233ZM11 182H12V183H9V182H8V185H11V184L13 185V181H11ZM15 182H16V181H15ZM24 182H26V179H25ZM28 182H27V183H28ZM45 182H46V180H45ZM193 182H194V181H193ZM31 183H33V182H30V184H31ZM62 183H63V181H62ZM50 184H51V183H50ZM58 184H59V182H58ZM64 184H65V183H64ZM64 184H63V186H64ZM0 185H1V184H0ZM6 185H7V183H6ZM3 186H4V185H3ZM28 186H29V185H28ZM28 186L26 187V184H25V187H26V188L29 189V187H31L32 189H34V188H33L34 185H33V186H29V187H28ZM37 186H38V185H37ZM37 186H36V188H37ZM46 186H45V187H46ZM51 186L53 187L54 185L51 184ZM57 186H58V185H57ZM65 186H66V185H65ZM65 186L63 187L64 190H65V188L67 187V186H66V187H65ZM12 187H13V186H12ZM48 187H49V186H48ZM52 187H51V188H52ZM3 188H5V187H2V186H1V189H2L1 192H4L5 189H3ZM9 188H10V187H9ZM9 188H8V186H7V189H9ZM31 188H30V189H31ZM43 188H44V187H43ZM55 188H56V185H55ZM60 188H61V187H60ZM28 189H27V191H28ZM30 189H29V192H32V191H30ZM32 189H31V190H32ZM38 189H39V188H38ZM48 189H50V188H48ZM53 189H54V188H53ZM53 189H52V190H53ZM56 189H57V188H56ZM15 190H16V189H15ZM15 190H14V191H15ZM66 190H67V188H66ZM10 191H11V192H10ZM12 191H13V188H11V189L9 190V192H7V190H6L4 193L7 192V193H9L10 195H12V193H14V192H12ZM38 191H39V190H36L35 194H36V193L39 194ZM40 191H41V190H40ZM49 191H51V190H49ZM58 191H59V190H58ZM1 192H0V195L2 194ZM20 192H22V191H20ZM54 192H55V190H54ZM32 193H33V192H32ZM40 193H41V192H40ZM42 193H43V192H42ZM44 193H45V192H44ZM47 193H48V192H47ZM51 193H53V192L51 191ZM101 193H102V192H101ZM101 193H100V194H101ZM15 194H16V197H17V191H15ZM15 194H13V195L10 196V197L13 198V196H14ZM24 194H25V193H24ZM59 194H61V193L59 192ZM64 194H67V193L65 192ZM123 194H124V193H123ZM131 194H132V193H131ZM137 194H139V193H137ZM27 195H29L28 192H27ZM27 195L25 194L26 197H27ZM39 195H40V194H39ZM39 195H36L37 198H40V197H38ZM44 195H45V194H44ZM44 195H40V196L42 197V196H44ZM4 196H7V197H8V195L5 194V195L0 196V198L2 199ZM59 196H61V195H59ZM117 196H118V195H117ZM19 197H20V195H19ZM19 197H17V198H19ZM29 197H30V196H28L27 198H29ZM53 197H54V196H53ZM56 197H57V195H56ZM71 197H72V196H71ZM139 197H140V195H139ZM4 198H5V197H4ZM43 198H44V197H43ZM45 198H48V197H45ZM65 198H67V197H65ZM120 198H121V196H120ZM151 198H152V197H151ZM61 199H62V198H61ZM123 199H124V198H123ZM133 199H134V198H133ZM149 199H150V198H149ZM7 200H8V199H7ZM26 200H27V199H26ZM41 200L43 201L42 198H41ZM53 200H54V199H53ZM53 200H52V201H53ZM65 200H66V199H65ZM121 200H122V199H121ZM124 200H125V199H124ZM147 200H148V199H147ZM42 201H41V203H42ZM49 201H51V200H49ZM60 201H61V200H60ZM60 201H59V202H60ZM76 201H77V200H76ZM150 201H151V200H150ZM0 202H1V200H0ZM34 202H35V201H34ZM38 202H40V200H39ZM38 202H37V203H38ZM61 202H64V201H61ZM131 202H132V201H131ZM35 203H36V202H35ZM37 203H36V204H37ZM100 203H101V201H100ZM143 203H144V202H143ZM38 204H40V203H38ZM38 204H37V205H38ZM54 204H55V201H54ZM54 204H53V205H54ZM101 204H102V203H101ZM40 205H41V204H40ZM40 205H38V206H40ZM72 205H73V204H72ZM104 205H105V204H104ZM122 205H123V204H122ZM6 206H7V205H6ZM105 206H107V205H105ZM105 206L100 205V206H99V210H104V207H105ZM4 207H5V206H4ZM11 207H12V206H11ZM35 207H36V205H35ZM41 207H42V205H41ZM49 207H50V206H49ZM52 207H53V206H52ZM119 207H120V206H119ZM151 207H152V205H151ZM154 207H155V206H154ZM47 208H48V207H47ZM58 208H59V207H58ZM121 208H122V207H121ZM7 209H8V208H7ZM41 209H43V208H41ZM44 209H45V208H44ZM44 209H43V210H44ZM48 209H51V208H48ZM54 209H55V207H54ZM146 209H147V208H146ZM149 209H150V208H149ZM162 209H163V207H162ZM14 210H15V209H14ZM19 210H21V209H19ZM22 210H23V209H22ZM51 210H52V209H51ZM56 210H57V209H56ZM3 211H4V210H1V211H0V214H1V212H3ZM47 211H48V210H47ZM47 211H46V215H48V214L50 213V210H49L48 214H47ZM109 211H110V210H109ZM115 211H116V210H115ZM117 211H118V210H117ZM119 211H121V210H119ZM9 212H10L9 210H6V212H3V213H2V216L7 215L6 218H8V217L10 216V215H9V214H10ZM14 212H15V211H14ZM55 212H56V211H55ZM57 212H58V210H57ZM101 212H102V211H101ZM5 213H6V214H5ZM7 213H9V214H7ZM15 213H16V212H15ZM21 213H22V211H21ZM58 213H59V212H58ZM58 213H56V215H59ZM107 213H108V212H107ZM126 213H129V212H126ZM135 213H136V212H135ZM3 214H4V215H3ZM51 214H53V217H54V215H55L54 213H50L49 218H50V216H52ZM111 214H114V213H111ZM111 214H110V215H111ZM133 214H134V213H133ZM13 215H14V214H13ZM19 215H20V214H19ZM44 215H45V214H44ZM128 215H129V214H128ZM11 216H12V215H11ZM63 216H64V215H63ZM63 216H62V217H63ZM107 216H108V215H107ZM129 216H130V215H129ZM56 217H57V216H56ZM56 217H55V218H56ZM72 217H73V216H72ZM108 217H109V216H108ZM114 217H115V215H114ZM117 217H118V216H116V218H117ZM0 218H1V217H0ZM6 218H5V219H6ZM9 218H10V219H9ZM9 218H8V220H11V219H12V217H9ZM47 218H48V217H47ZM47 218H46V219H47ZM49 218H48V219H49ZM51 218H52V217H51ZM63 218H64V217H63ZM74 218H76V217H74ZM16 219H17V218H16ZM27 219H28V218H27ZM34 219H35V218H34ZM53 219H54V218H53ZM64 219H65V218H64ZM70 219H71V218H70ZM111 219H112V218H111ZM111 219H110V221H111ZM113 219H114V218H113ZM142 219H143V218H142ZM156 219H157V218H156ZM156 219H155V220H156ZM1 220H2V218H1ZM6 220H7V219H6ZM12 220H13V219H12ZM17 220H18V219H17ZM20 220H22V219H20ZM28 220H29V219H28ZM41 220H42V219H41ZM54 220H55V219H54ZM62 220H63V219H61V221H62ZM72 220H73V219H72ZM13 221H16V220H13ZM42 221H43V220H42ZM65 221H66V220H65ZM77 221H78V220H77ZM82 221H83V220H82ZM108 221H109V220H108ZM114 221H115V220H114ZM149 221H150V220H149ZM2 222L4 223V221L2 220V221L0 222V225H1ZM5 222H6V221H5ZM16 222H17V221H16ZM59 222H60V219H59ZM59 222H58V223H59ZM68 222H70V220H69ZM111 222H112V221H111ZM6 223H7V222H6ZM8 223H9V221H8ZM50 223H51V222H50ZM56 223H57V222H56ZM56 223H55V224H56ZM58 223H57V225H58ZM108 223H109V222H108ZM142 223H143V222H142ZM153 223H154V222H153ZM159 223H160V222H159ZM27 224H28V223H27ZM55 224H54V225H55ZM60 224H61V223H60ZM144 224H145V222H144ZM156 224H157V223H156ZM2 225H4V224H2ZM11 225H12V223H11ZM18 225H19V224H18ZM47 225H48V224H47ZM64 225H65V224H64ZM83 225L86 226V224H83V222H82V226H83ZM139 225H140V224L138 223V227H139ZM153 225H154V224H153ZM28 226H29V225H28ZM48 226H49V225H48ZM58 226H59V225H58ZM58 226H57V227H58ZM117 226H118V225H117ZM119 226H120V224H119ZM119 226H118V227H119ZM123 226H124V225H123ZM129 226H130V225H129ZM129 226H128V227H129ZM145 226H146V225H145ZM147 226H148V225H147ZM2 227H3V226H2ZM20 227L22 228V226H20ZM52 227H53V226H52ZM52 227H51V228H52ZM63 227H64V226H63ZM128 227L126 226V228H128ZM136 227H137V226H136ZM155 227H156V226H155ZM37 228H38V227H37ZM55 228H56V227H55ZM55 228H54V230H56ZM83 228H84V227H83ZM101 228H102V227H101ZM104 228H105V226H104ZM152 228H153V227H152ZM163 228H165V226H164ZM168 228H169V227H168ZM176 228H178V227H176ZM4 229H5V228H4ZM10 229H12V228H10ZM28 229H29V228H28ZM49 229H50V228H49ZM52 229H53V228H52ZM60 229H61V228H60ZM85 229H87V227H86ZM96 229H97V228H96ZM98 229H99V228H98ZM117 229H118V228H117ZM129 229H130V228H129ZM132 229H133V228H132ZM132 229H131V230H132ZM169 229H170V228H169ZM12 230H13V229H12ZM25 230H26V228H25ZM43 230H44V229H43ZM89 230H90V229H89ZM92 230H93V229H92ZM104 230H105V229H104ZM104 230H103V231H104ZM106 230H107V229H106ZM134 230H135V229H134ZM167 230H168V229H167ZM181 230H182V229H181ZM253 230H254V228H253ZM253 230H252V229L249 230V231H252V235H253ZM0 231H1V230H0ZM14 231H15V230H14ZM19 231H20V229H19ZM23 231H24V230H23ZM123 231H124V230H123ZM126 231H127V229H126ZM179 231H180V230H178V232H179ZM255 231H256V230H255ZM257 231H258V230H257ZM21 232H22V231H21ZM40 232H41V231H40ZM64 232H66V231H64ZM77 232L80 233V231H77ZM110 232H111V231H110ZM116 232H118V230H117ZM130 232H131V231H130ZM154 232H155V230H154ZM156 232H157V231H156ZM258 232H259V231H258ZM258 232H257L256 235H255V232H254L255 237H258V236H259V235H258ZM10 233H11V230H10ZM27 233H28V232H27ZM45 233H46V232H45ZM75 233H76V231H75ZM106 233H107V232H106ZM124 233H125V231H124ZM126 233H127V232H126ZM148 233H149V231H148ZM183 233H184V230H183ZM227 233H228V232H227ZM227 233H226V234H227ZM0 234H1V233H0ZM64 234H65V233H64ZM77 234H78V233H77ZM93 234H95V233H93ZM108 234H109V233H108ZM113 234H114V233H113ZM129 234H130V233H129ZM185 234H186V233H185ZM187 234H189V233H187ZM223 234H224V233H223ZM226 234H225V235H226ZM246 234H247L246 237L248 238V236H249L251 233H247V232H246ZM20 235L23 237V234H20ZM35 235H36V234H35ZM62 235H63V234H62ZM84 235H85V234H84ZM84 235H83V237H84ZM97 235H98V234H97ZM97 235H96V236H97ZM135 235H137V234L135 233ZM155 235H156V234H155ZM191 235L194 237L193 234H191ZM257 235H258V236H257ZM37 236H38V234H37ZM44 236H46V235H44ZM73 236H74V235H73ZM92 236H93V235H92ZM111 236H112V235H111ZM116 236H117V235H116ZM123 236H124V235H123ZM180 236H181V235H180ZM230 236H231V234H230ZM3 237H4V236H3ZM34 237H35V236H34ZM46 237H47V236H46ZM56 237H57V236H56ZM221 237H222V236H221ZM221 237H220V238H221ZM226 237H227V236H226ZM250 237H251V238H250ZM252 237H253V239L255 238L254 236H249L250 239H252ZM25 238H26V237H25ZM25 238H24V240H25ZM65 238H66V237H65ZM67 238H68V237H67ZM72 238H73V237H72ZM92 238H93V237H92ZM97 238H98V237H97ZM125 238H126V240H127V237H125ZM134 238H135V237H134ZM137 238H138V237H137ZM137 238H136V239H137ZM182 238H183V237H182ZM182 238H181V239H182ZM216 238H217V237H216ZM224 238H225V237H224ZM34 239H35V238H34ZM74 239H75V238H74ZM99 239H100V238H99ZM120 239H121V238H120ZM142 239H143V238H142ZM152 239H153V238H152ZM195 239H196V238H195ZM218 239H219V236H218ZM221 239H222V238H221ZM221 239H219L220 241L216 239V241H217V246H218L217 248L220 249V247L222 246L220 250H222V248H223V250H224V249H225L224 247L226 246V244L224 245V243H223V245H222V244L220 243V242H221ZM225 239H226V238H225ZM256 239H257V238H256ZM32 240H33V239H32ZM55 240H56V239H55ZM92 240H93V239H92ZM124 240H125V239H124ZM138 240H140V239H138ZM138 240H137V243H138ZM148 240H149V239H148ZM148 240H147V241H148ZM188 240H189V239H188ZM188 240L186 239V241H188ZM190 240H194V239H190ZM212 240H214V243L216 244L215 239H212ZM257 240H258V239H257ZM71 241H72V240H71ZM96 241H97V239H96ZM147 241H146V242H147ZM169 241H172V240H169ZM224 241H225V240H224ZM224 241H223V242H224ZM11 242H13V241H11ZM11 242H10V243H11ZM14 242H16V241H14ZM21 242H22V241H21ZM167 242H168V241H167ZM183 242L185 243V241H183ZM190 242H191V241H190ZM190 242H189V243H190ZM211 242H212V241H211ZM211 242H209V243H210V246H211L212 249L214 250V247H215V246H212V245H213V242H212V243H211ZM218 242H219L221 245H218ZM8 243H9V242H8ZM98 243H99V242H98ZM101 243H103V242H101ZM122 243H123V240H122ZM139 243H140V242H139ZM141 243H142V242H141ZM192 243H193V242H192ZM192 243H191V244H192ZM194 243H195V241H194ZM207 243H208V242H207ZM225 243H227V242L225 241ZM6 244H7V243H6ZM72 244H73V243H72ZM114 244H115V243H114ZM118 244H119V243H118ZM153 244H154V243H153ZM191 244H190V245H191ZM204 244H205V245H204ZM204 244H203L204 246H201L200 244H198V245H200L201 248L206 247V246H208V248H209V245H208V244H206V243H204ZM211 244H212V245H211ZM227 244H228V243H227ZM0 245H1V244H0ZM2 245H3V243H2ZM61 245H63V244H61ZM146 245H147V244H146ZM16 246H17V245H16ZM16 246H15V248H16ZM46 246H48V245H46ZM59 246H60V245H59ZM70 246H71V244H70ZM95 246H96V245H95ZM99 246H100V245H99ZM120 246H121V245H120ZM127 246H128V245H127ZM127 246H125V247H127ZM142 246H144V244H143ZM191 246H193V244H192ZM194 246L197 247V245H195V244H194ZM194 246L191 247V249L195 251V250H197V249H195ZM8 247H9V246H8ZM17 247H21V246H17ZM23 247H25V246H22V248H23ZM52 247H53V246H52ZM115 247H116V246H115ZM118 247H119V246H118ZM140 247H141V246H140ZM198 247H199V246H198ZM198 247H197V248H198ZM26 248H28V247L26 246ZM30 248H31V247H30ZM119 248H120V247H119ZM133 248H134V247H133ZM135 248H136V247H135ZM141 248H142V247H141ZM167 248H168V247H167ZM199 248H200V247H199ZM199 248H198V249H199ZM201 248H200V249H201ZM231 248H232V247H231ZM51 249H52V248H51ZM55 249H56V248H55ZM94 249H95V248H94ZM100 249H101V248H100ZM125 249H126V248H125ZM125 249H124V250H125ZM174 249H175V248H174ZM200 249H199V250H200ZM204 249H205V248H203V251H204ZM209 249H211V248H209ZM226 249L228 250V248H226ZM229 249H230V248H229ZM259 249H261V248H259ZM61 250H62V249H61ZM73 250H74V249H73ZM134 250H135V249H133V251H134ZM192 250H190V251H192ZM199 250H198V251H199ZM201 250H202V249H201ZM205 250L208 252L207 249H205ZM213 250H211V251L209 250V251L212 253V252H214ZM215 250H216V249H215ZM223 250H222V252H223ZM263 250H264V249H263ZM5 251H6V250H5ZM54 251H55V250H54ZM54 251H53V252H54ZM93 251H94V250H93ZM130 251H131V250H130ZM225 251H226V250H225ZM229 251H230V253H233V251H232L231 249L228 250V253H229ZM258 251H259V250H258ZM261 251H262V250H261ZM53 252H51V253H53ZM55 252H57V251H55ZM81 252H82V249H81ZM89 252H90V251H89ZM118 252H119V251H118ZM181 252H182V251H181ZM192 252H193V251H192ZM192 252H190V256H192V254H191ZM196 252H197V251H195V253H196ZM217 252H218V250H217ZM219 252H220V251H219ZM222 252H221V253H222ZM226 252H227V251H226ZM262 252H264V251H262ZM51 253H50V254H51ZM101 253H102V251H101ZM122 253H123V252H122ZM195 253H194V254H195ZM211 253H210V254H211ZM228 253L226 254V256L228 255L227 257H228L229 259H231L232 257L235 256V253H233L234 256H232V255L229 256ZM27 254H28V253H27ZM126 254H127V252H126ZM126 254H124V255H126ZM131 254H132V253H131ZM180 254L183 255L184 253H180ZM180 254H179L178 256H180ZM201 254H202V253H201ZM207 254H208V253H206V255H207ZM259 254H260V253H258V255H259ZM55 255H56V254H55ZM68 255H69V254H68ZM68 255H67V256H68ZM85 255H86V253H85ZM104 255H105V254H104ZM112 255H113V254H112ZM120 255H122V254L120 253ZM120 255H119V256H120ZM124 255H122V256L124 257ZM184 255H185V256H189V255H187V254H184ZM212 255H213V253H212ZM219 255H220V254H218L217 257L220 258ZM236 255H237V254H236ZM29 256H31V255L29 254ZM59 256H60V254H59ZM67 256H66V258H67ZM78 256H79V255H77V257H78ZM80 256H82V255H80ZM115 256H116V255H115ZM133 256H134V255H133ZM203 256H204V255H203ZM210 256H211V255H210ZM210 256L207 255L208 260L211 259ZM214 256H215V254H214ZM224 256H225V255H224V253H223V257H224ZM9 257L12 258V256H9ZM36 257H38V256H36ZM36 257H35V258H36ZM49 257H50V256H49ZM56 257H57V256H56ZM116 257H118V256H116ZM131 257H132V256H131ZM195 257H196V258H195ZM195 257H193V258H195L196 261H197L198 259H200L199 257H197L196 254H195ZM260 257L262 258V256L259 255V258H260ZM84 258H85V257H84ZM106 258H108V257H106ZM126 258H127V256H126ZM129 258H130V257H129ZM133 258H134V257H133ZM179 258H180V257H178V259H176L177 262H178ZM190 258H192V257H189V259H190ZM197 258H198V259H197ZM209 258H210V259H209ZM228 258H227V260H228ZM12 259H13V258H12ZM56 259H57V258H56ZM80 259H81V258H80ZM82 259H83V258H82ZM98 259H99V258H98ZM102 259H104V258H102ZM121 259H123V258H121ZM166 259L169 260V257L165 258V260H166ZM180 259H181V258H180ZM184 259H186V257H185ZM187 259H188V258H187ZM187 259H186V260H187ZM195 259H193V260L191 259L190 262L194 261V262H192V263L194 264V263H195ZM204 259H206V256L204 257ZM234 259H235V257H234ZM234 259H233V260H234ZM236 259H238V258L236 257ZM83 260H84V259H83ZM106 260H107V259H106ZM123 260H124V259H123ZM129 260H130V259H129ZM163 260H164V259H163ZM182 260H183V259H182ZM186 260H185L184 262H186ZM201 260H202V262H203V259H201ZM211 260H212V259H211ZM214 260H215V259H214ZM227 260L225 259V262H226ZM233 260H230L229 263H230L231 261L233 262ZM259 260H260V259H259ZM259 260H258V261H259ZM261 260H264V259H261ZM261 260H260L259 262H262ZM13 261H14V260H13ZM49 261H50V260H49ZM54 261H55V259H54ZM61 261H62V260H61ZM64 261H65V260H64ZM96 261H97V260H96ZM102 261H104V260H102ZM118 261H119V260H118ZM169 261H170V260H169ZM198 261H199V260H198ZM216 261H217V262H216ZM216 261H215V262H216L217 264L220 263L219 260H216ZM220 261H221V260H220ZM234 261H235V260H234ZM46 262H48V261H46ZM55 262H57V261H55ZM55 262H54V264H55ZM62 262H63V261H62ZM71 262H72V261H71ZM91 262H92V261H91ZM100 262H101V260H100ZM100 262H99V263H100ZM108 262H109V261H108ZM112 262H113V261H112ZM112 262H111V263H112ZM116 262H117V260H116ZM119 262H120V261H119ZM173 262H174V261H173ZM173 262H171V263H173ZM184 262L181 261L180 263H181V264H182V263L185 264ZM187 262H188V261H187ZM199 262H200V261H199ZM212 262H213V260H212ZM212 262H210V264H211ZM236 262H237V260H236ZM8 263H9V261H8ZM32 263L34 264V262H32ZM80 263H81V262H80ZM82 263H83V262H82ZM114 263H115V260H114ZM114 263H113V264H114ZM117 263H118V262H117ZM117 263H116V264H117ZM149 263H150V262H149ZM158 263H159V262H158ZM165 263H166V262H165ZM168 263L171 264L170 262H168ZM188 263H189V262H188ZM203 263H204V262H203ZM203 263H202V264H203ZM221 263H222V262H221ZM227 263H228V261H227ZM233 263H235V262H233ZM67 264H68V263H67ZM78 264H79V263H78ZM90 264H91V263H90ZM101 264H102V263H101ZM144 264H145V263H144ZM162 264H164V262H162ZM173 264H174V263H173ZM175 264H176V261H175ZM190 264H191V263H190ZM197 264H200V263H197ZM224 264H225V263H224ZM230 264H231V263H230ZM247 264H248V263H247ZM260 264H264V263H260Z\"/></svg>", "mask_w": 264, "mask_h": 264}]
</instances>
